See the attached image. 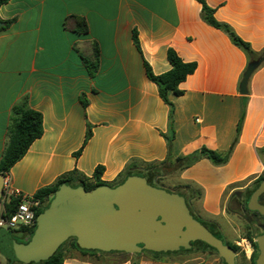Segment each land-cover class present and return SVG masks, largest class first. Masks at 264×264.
I'll return each mask as SVG.
<instances>
[{"label":"crops","instance_id":"obj_1","mask_svg":"<svg viewBox=\"0 0 264 264\" xmlns=\"http://www.w3.org/2000/svg\"><path fill=\"white\" fill-rule=\"evenodd\" d=\"M205 1L216 19L229 24L253 51H264V0ZM73 17L86 20L87 33L76 32ZM0 19L13 21L0 28V162L14 107L25 104L43 115V135L7 175L12 189L34 196L72 171L91 178L99 166L102 180L115 183L128 172L139 174L147 164L164 162L170 108L147 77L144 60L156 75L166 73L172 48L184 62L197 64L180 85L184 94L170 95L173 159L202 147L228 151L246 100L242 130L226 165L203 158L183 171L175 166L161 171L169 185L165 189L184 196L196 216L222 232L229 201L264 174V156L258 153L264 148V64L242 95L247 56L203 21L196 0H9L0 7ZM95 45L100 57L91 76L84 59L94 61ZM89 126L92 136L84 146ZM9 201L2 197L1 215ZM72 250L66 248L64 264L102 262L100 253L83 256ZM198 259V264H223L213 254ZM139 264L181 263L149 257Z\"/></svg>","mask_w":264,"mask_h":264},{"label":"water","instance_id":"obj_2","mask_svg":"<svg viewBox=\"0 0 264 264\" xmlns=\"http://www.w3.org/2000/svg\"><path fill=\"white\" fill-rule=\"evenodd\" d=\"M4 26L0 19V28ZM263 63L264 53L248 63L239 86L242 95L248 94L250 78ZM4 181L5 175L0 174V208ZM263 194L264 181L249 197L248 208L264 216V205L258 202ZM0 229V253L11 262L24 264L49 259L73 238L83 250L133 255L176 252L201 241L216 249L226 264H236L237 258L230 245L192 216L184 196L151 185L139 175L116 187L106 185L91 191L62 185L36 220V230L27 244L5 233L7 226ZM255 243L259 251L255 264H264V234ZM5 246H10L13 254Z\"/></svg>","mask_w":264,"mask_h":264},{"label":"trees","instance_id":"obj_3","mask_svg":"<svg viewBox=\"0 0 264 264\" xmlns=\"http://www.w3.org/2000/svg\"><path fill=\"white\" fill-rule=\"evenodd\" d=\"M196 1L199 2L202 6L203 21L207 25L224 32L229 37L231 42L245 53L248 59V63L256 60L258 57H260L264 53V51L262 53H256L255 51H253V49L251 48V45L248 42L244 41L229 24L218 21L215 17V9L211 8L206 3L205 0H196ZM8 2L9 0H0V7L4 4H7ZM73 18L76 21V32L87 33L88 25H87L86 20L78 18V17H73ZM12 22L13 21H7L5 24L6 26H9L10 24H12ZM132 38H133V42L136 48L139 50L140 53H142L139 38H138V33L136 31H133ZM99 57H100L99 49L97 45H95L94 46V61H88L84 59L85 65L91 76H93L94 73L97 72V68H98L97 63H98ZM167 59L171 65V69L168 72L160 74V75H156L153 72L149 63L144 60V67H145L147 77L149 78L151 82L157 85L160 98L170 108L169 128H168L167 134L164 135L167 141V145H168V156L166 160L158 164L145 165L144 171L139 174L128 172L124 176V178L120 179L116 183H108L102 180V176L104 172V168L102 166L97 167L94 175L91 178L81 175L78 171L69 172L61 176L52 186L44 187L40 189L34 195V197L37 200H39L40 203L42 204V208L37 211L36 220L43 213V211L49 207L52 199L54 198V195L57 193V191L62 185H68L73 188L83 186L87 191H91L97 187L106 186V185H109L111 187H116L122 184L128 177L133 176V175H139V176L145 177L149 184L154 185L158 188L165 189L164 186L159 185L157 182V180L162 178L161 170H162V167L164 166H175L178 171H183L193 166L194 164H196L203 158L209 159L216 166H223L229 162L232 152L238 142V138L242 130V125H243L245 113H246V100L243 102L242 115L237 125V137L228 151L218 152L215 150L208 149L206 147H202L199 150L189 155L180 156L176 159L172 158V143L175 138V127H174L175 106L173 102L170 100V95L173 94L175 96H182L184 94V91L180 88V85L187 80L189 75H192L195 72L197 68V64L195 62H191V63L184 62L181 59V57L178 55V53L172 48H169L167 51ZM83 104L85 107L87 106L86 101H84ZM42 135H43V115L38 111L30 109L25 104L14 107L13 115H12V124L10 127L9 142L5 149L3 158L0 162V174H4L5 176H7L11 168L25 156V154L27 153L32 143L35 140L39 139ZM91 136H92V131L89 126L88 131L86 133L84 146L86 145L88 140L91 138ZM80 153H81V150L77 153V155H79ZM258 153L259 155L264 156V148L259 149ZM262 181H264V174L261 175L256 180V185H259V183H261ZM167 191L171 192L169 190ZM248 198H249V195L246 197L244 201H242V206H246ZM19 203H20L19 199L12 197L10 201L5 204V210L3 212V216L10 217L18 208ZM35 230H36V225L24 231L27 234L28 239L26 241H22V242L18 241V242L23 243V244L29 243L31 238L34 235ZM209 231H211L213 235H215L217 238L221 239L222 241H225L224 243L230 245L236 254L239 252V247L236 246L235 244H232L226 241L222 235V232L220 231L215 232L213 230H209ZM11 232L13 233V231ZM246 236L248 239L251 240L254 247L256 248V251L254 252L250 260L252 264H255V261L258 257L257 245L253 241V238L251 235L247 234ZM200 243L201 245L206 246L205 247L206 249L204 251H207V250L212 251L218 255V252L216 249L212 248L211 246L207 245L204 242H200ZM67 247H69V249L78 251L83 256H87V255L92 256V255L99 254V253L103 255L126 254L122 252L104 253V252L95 251V250H83L78 246L76 239L73 238V239H69L66 243H64L58 249V251L49 259L45 261H41L39 263L31 262L28 264H64L65 251ZM143 253L150 254L153 260L160 261V262H163L164 257H167V254H168V253H154V252H148V251H143L141 254ZM139 255H135V256H139ZM221 260L223 264H226L222 258ZM130 262L131 264H139V259L133 258ZM7 264H24V263L11 262L8 259Z\"/></svg>","mask_w":264,"mask_h":264},{"label":"rangeland","instance_id":"obj_4","mask_svg":"<svg viewBox=\"0 0 264 264\" xmlns=\"http://www.w3.org/2000/svg\"><path fill=\"white\" fill-rule=\"evenodd\" d=\"M163 171V170H161ZM165 174V171H164ZM158 184L161 186H166L169 187L167 181L164 178H161L159 180H157ZM116 183V182H115ZM248 196V190H246L243 194H242V201H244L246 199V197ZM236 196L234 198L231 199V201H229V212L227 214V219L223 222L224 224H222V232L226 238V241L235 244L236 246L238 242H241V239L247 238V234L245 231V222L244 220L239 216L240 213L242 212V208H240V205H238L237 201H236ZM7 234H9L12 238H14L17 242H22L23 240L21 239V237L19 236V234H15L12 232H5ZM18 242V243H19ZM6 247V251L7 252H11V247L10 246H5ZM205 245H200L198 248L200 250L199 255H187L185 257H166L169 260H173L175 262H179L181 264H198L196 262L199 261L198 258H204V256L206 254H213L215 256H218L215 252L212 251H204L206 248ZM239 247V246H238ZM72 252L75 253L74 250H72ZM11 254H13V252H11ZM102 258V262L101 264H104L106 261L107 262H112V261H117V260H132L133 258L136 259H141V258H149L151 257L150 254L147 253H143L140 254L139 256H135L133 254H110V255H103L100 254ZM237 258H238V264H251V261L248 260L244 254V252L242 251V249L239 247V252L237 253ZM7 260L8 257L0 254V262L1 264H7Z\"/></svg>","mask_w":264,"mask_h":264},{"label":"built area","instance_id":"obj_5","mask_svg":"<svg viewBox=\"0 0 264 264\" xmlns=\"http://www.w3.org/2000/svg\"><path fill=\"white\" fill-rule=\"evenodd\" d=\"M3 196L8 199L15 197L20 200V203L10 217L0 215V227L7 226L9 231L24 233L27 237L24 231L36 225V214L42 208V204L34 196L25 195L20 191L12 189L11 180L8 176H5ZM237 245L249 260L252 254V247L249 240L246 238L241 239V242H238Z\"/></svg>","mask_w":264,"mask_h":264},{"label":"flooded vegetation","instance_id":"obj_6","mask_svg":"<svg viewBox=\"0 0 264 264\" xmlns=\"http://www.w3.org/2000/svg\"><path fill=\"white\" fill-rule=\"evenodd\" d=\"M261 183H259V185H256V181L250 186V188L248 189V195L249 197L251 196V194L260 186ZM236 201L238 203V205H240V208H242V212L240 213L239 216L244 220L245 222V231L246 234L251 235L253 238V241L255 242V239L264 234V216L261 215L258 211H254V210H250L248 208V201L246 203V206H242V193H239L236 196ZM186 199V198H185ZM249 200V198H248ZM231 201V200H230ZM187 206L190 210V213L192 214V216L201 224H203L206 228H208V230H213L215 232H218L219 230L217 229V226L211 222V223H204L198 216H196L190 205L189 202L187 201ZM259 204L264 205V194L260 196L259 198ZM229 204L226 207V211L227 213L230 211L229 210ZM223 237L225 238L224 234L222 233ZM248 239V238H246ZM226 240V238H225ZM251 247H252V254H251V258L254 254V252L256 251V248L254 247L253 243L251 242L250 239H248ZM201 241H193L191 242V247L189 249H185V248H180V250L176 251V252H168L167 256L168 257H185L187 255H199L200 250H199V246L201 245L200 243ZM225 242V241H223ZM226 244V243H225ZM257 245V244H256ZM258 249V247H257ZM188 253V254H187ZM187 254V255H186ZM259 254V251H258ZM251 258L249 260H251ZM236 264H238V258H236ZM252 264V263H251Z\"/></svg>","mask_w":264,"mask_h":264}]
</instances>
